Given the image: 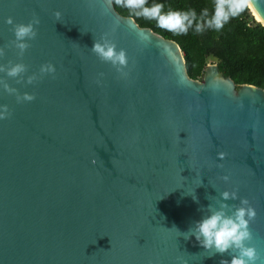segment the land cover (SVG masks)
Wrapping results in <instances>:
<instances>
[{"label":"water","instance_id":"obj_1","mask_svg":"<svg viewBox=\"0 0 264 264\" xmlns=\"http://www.w3.org/2000/svg\"><path fill=\"white\" fill-rule=\"evenodd\" d=\"M8 17L38 21L23 50ZM104 39L124 66L91 50ZM0 105V264H221L231 251L182 233L241 198L264 264V88L217 62L193 79L180 44L114 0H0Z\"/></svg>","mask_w":264,"mask_h":264},{"label":"trees","instance_id":"obj_2","mask_svg":"<svg viewBox=\"0 0 264 264\" xmlns=\"http://www.w3.org/2000/svg\"><path fill=\"white\" fill-rule=\"evenodd\" d=\"M156 3L162 5L161 15L194 12L192 26L184 32L169 30L161 26L164 21L135 15L114 0L119 12L180 44L193 79L202 80L207 63L217 62L237 85L249 83L264 88V25L255 19L245 0H147L149 6ZM196 23L201 24L200 31Z\"/></svg>","mask_w":264,"mask_h":264},{"label":"clouds","instance_id":"obj_3","mask_svg":"<svg viewBox=\"0 0 264 264\" xmlns=\"http://www.w3.org/2000/svg\"><path fill=\"white\" fill-rule=\"evenodd\" d=\"M118 4L132 10L135 15H142L148 18L164 21L161 26L169 28V30L178 29L181 32L187 31L189 26H192L195 13L189 12H169L166 15H161L160 9L162 5L156 3L147 5V0H116ZM57 18L60 16L59 10L53 13ZM6 22L12 24V31L16 40L19 42L17 46L23 50L26 47L24 42L26 38L35 36L34 24L38 21L33 18L28 22L13 23L12 18L8 17ZM216 27L220 25L215 24ZM197 31L201 30V24L196 23ZM91 50L103 61L111 63L113 66H124L126 63V53L123 49H117L113 42L107 39L95 41L92 44ZM24 70L22 64H13L7 69L9 76H16ZM41 71L53 72L54 68L51 64L42 65ZM6 91H13L5 86ZM18 100L30 101L33 96L25 93L23 97H17ZM7 107L0 105V119L7 115ZM223 156V153L220 154ZM224 179H228L227 176ZM195 200L194 193H187ZM231 195L235 198L236 193L225 191L222 196L227 199ZM225 205L220 208L210 211L209 214L202 216L195 222L194 227L188 232L182 233L185 239L189 235L202 246L204 250H209L210 254L224 253L231 251L230 259L227 261L221 260V264H258L259 252L255 245L249 243L252 239V233L248 227L250 221L255 217V209L249 204L246 198L240 199V206L235 207L231 212L225 211ZM175 228V226H173ZM186 264V262H182Z\"/></svg>","mask_w":264,"mask_h":264},{"label":"bare ground","instance_id":"obj_4","mask_svg":"<svg viewBox=\"0 0 264 264\" xmlns=\"http://www.w3.org/2000/svg\"><path fill=\"white\" fill-rule=\"evenodd\" d=\"M254 13H255L256 18H257L258 20H260L259 15H258L255 11H254Z\"/></svg>","mask_w":264,"mask_h":264},{"label":"rangeland","instance_id":"obj_5","mask_svg":"<svg viewBox=\"0 0 264 264\" xmlns=\"http://www.w3.org/2000/svg\"><path fill=\"white\" fill-rule=\"evenodd\" d=\"M252 12V11H251ZM253 14V13H252ZM256 19V18H255Z\"/></svg>","mask_w":264,"mask_h":264}]
</instances>
